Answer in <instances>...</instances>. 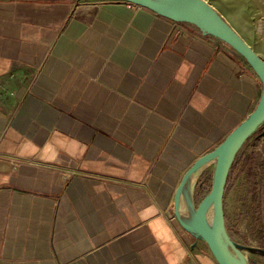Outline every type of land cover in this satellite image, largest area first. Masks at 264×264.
Instances as JSON below:
<instances>
[{"label":"crops","instance_id":"0c3cea01","mask_svg":"<svg viewBox=\"0 0 264 264\" xmlns=\"http://www.w3.org/2000/svg\"><path fill=\"white\" fill-rule=\"evenodd\" d=\"M232 28L264 61V21ZM215 39L121 0H0V264H217L169 215L261 95Z\"/></svg>","mask_w":264,"mask_h":264},{"label":"rangeland","instance_id":"374dc122","mask_svg":"<svg viewBox=\"0 0 264 264\" xmlns=\"http://www.w3.org/2000/svg\"><path fill=\"white\" fill-rule=\"evenodd\" d=\"M204 1L232 27L244 34L246 30L253 29L261 36L264 0ZM194 9L190 8L191 11ZM214 163L203 169L193 187L196 213L199 202L210 191ZM223 211V239L231 252L243 254L245 264H264V123L235 153L225 184ZM169 215L174 224L187 231L177 219L174 204ZM196 240L202 243L200 238Z\"/></svg>","mask_w":264,"mask_h":264},{"label":"water","instance_id":"95a60500","mask_svg":"<svg viewBox=\"0 0 264 264\" xmlns=\"http://www.w3.org/2000/svg\"><path fill=\"white\" fill-rule=\"evenodd\" d=\"M121 1L146 8L173 22L191 24L199 29L204 35H210L224 42L247 62L261 82V95L254 110L223 139L213 152L200 158L185 174V176L189 174L197 166V163L200 160L216 154L210 191L202 198L197 206V213L200 215V220H203L204 209L207 204L212 201L211 225L209 227L199 226L197 230H192L179 220L175 199L178 191L184 183L185 176L178 186L174 196V208L176 210L177 219L185 228H187V231L197 238H200L206 244L217 264H235L232 260L233 253L223 239V195L227 176L236 151L248 136L264 123V61L204 0H186L192 3L191 7L195 8V10H190V12L184 14L161 7L152 0Z\"/></svg>","mask_w":264,"mask_h":264},{"label":"bare ground","instance_id":"6f19581e","mask_svg":"<svg viewBox=\"0 0 264 264\" xmlns=\"http://www.w3.org/2000/svg\"><path fill=\"white\" fill-rule=\"evenodd\" d=\"M152 1H154L156 4L160 5L161 7L182 14L190 12V7L192 6V3L186 0H152ZM215 160H216V154L200 160L197 163V166L189 174H187L184 179L185 183L183 185L181 200H180L181 204L179 205V207L181 206V216L185 221L182 223L186 227L192 230H197L199 226L209 227L211 225L212 201H210L204 209L203 212L204 219L200 220L199 213H196L194 209L191 210L190 198H191L192 187L195 184L199 174L209 163L213 161L215 162ZM188 205L190 207L189 208L190 210H186ZM232 260L235 264H245V256L238 251L233 253Z\"/></svg>","mask_w":264,"mask_h":264}]
</instances>
